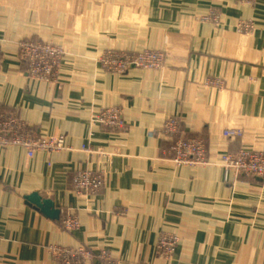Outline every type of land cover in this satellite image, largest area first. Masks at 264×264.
I'll use <instances>...</instances> for the list:
<instances>
[{"label":"crops","instance_id":"obj_1","mask_svg":"<svg viewBox=\"0 0 264 264\" xmlns=\"http://www.w3.org/2000/svg\"><path fill=\"white\" fill-rule=\"evenodd\" d=\"M22 38L62 46L55 80L20 73ZM144 48L163 51L164 67L118 74L94 63L107 49ZM0 55V114L90 149L0 147V264H57L51 245L107 250L117 264H264V183L216 163L238 146L264 151V0H0ZM112 106L122 131L93 123ZM169 117L203 138L213 163H170L159 132ZM228 127L242 136L226 139ZM82 169L104 171L97 193L73 190ZM32 193L59 218L28 203ZM67 214L78 229L62 226ZM163 233L180 237L173 259L157 254Z\"/></svg>","mask_w":264,"mask_h":264},{"label":"built area","instance_id":"obj_2","mask_svg":"<svg viewBox=\"0 0 264 264\" xmlns=\"http://www.w3.org/2000/svg\"><path fill=\"white\" fill-rule=\"evenodd\" d=\"M246 3H252L253 0H244ZM246 25L247 23H242ZM18 51L21 60L31 71L33 78L46 80V73L52 70L54 60L61 52V49L43 44L38 40H26L18 42ZM105 65H100L108 71L124 73L131 68L143 67V63H148L153 68L163 66V53L156 49H144V51H127L108 49L101 55ZM99 56V59L100 57ZM55 57V58H54ZM1 60V56H0ZM26 71V69H25ZM49 71V72H48ZM25 74V73H24ZM26 75V74H25ZM96 123L106 132L122 131L124 129L123 110L119 106L107 107L100 111L96 118ZM159 132L164 139L169 141V150L173 154L171 164L177 166H204L209 164L206 156L205 143L199 135H188L181 128L179 119L169 117L165 120ZM150 130L149 134L153 135ZM241 132L232 128L224 130V136L235 138ZM17 146L26 151L28 157H32L37 151L53 152H90V149L83 145L74 148L65 142L63 135H50L47 137L36 135L33 128L20 121L16 115L0 114V147ZM236 156L225 153L223 155L222 167L226 172L245 173L251 177H258L264 183V153L248 152L241 149H234ZM102 171H92L82 169L77 171L73 178V190L80 193H96L103 186L101 177ZM65 229L75 230L79 227V220L72 214H67L61 221ZM170 240L162 238L160 245H166ZM164 250V247H160ZM50 256L57 261V264H97L102 261L107 264H117V261L111 255L104 251H93L84 245L77 246H58L48 247ZM115 260V261H114Z\"/></svg>","mask_w":264,"mask_h":264},{"label":"rangeland","instance_id":"obj_3","mask_svg":"<svg viewBox=\"0 0 264 264\" xmlns=\"http://www.w3.org/2000/svg\"><path fill=\"white\" fill-rule=\"evenodd\" d=\"M240 2H242V3H246L244 0H240ZM247 4V3H246ZM216 16H217V13H213V15H212V20L213 21H215L216 20ZM242 23H247L246 25H243ZM238 29L240 30V31H249L250 29H251V23L249 22V21H242V22H240V25L238 26ZM26 40H30V38H22V39H20V41L19 42H21V41H26ZM38 40V39H37ZM38 42H42L43 44H47V45H51L52 47H54V48H57V49H61V52H59V56L57 57V58H55V60H54V65H53V67H52V70L49 72V73H46V80H41V81H45V82H50V81H53V80H55L56 78H57V75H58V72H59V69H60V60H61V58H62V56H63V54H64V50H63V48H62V46L60 45V44H58V43H55L54 41H52V40H38ZM145 49V48H144ZM144 49H142L143 51H144ZM147 49V48H146ZM108 50V49H107ZM111 50H118V49H111ZM142 50H140V51H142ZM156 50H159V49H156ZM104 51H106V50H104ZM103 51V52H104ZM127 51H132V50H127ZM159 51H161V50H159ZM103 52L102 53H100V55L99 56H101V55H103ZM136 52H139V51H136ZM162 53H163V66L161 67V68H163L164 67V65H165V63H166V58H165V54H164V52L163 51H161ZM1 56V55H0ZM99 56H97L95 59H94V63H95V65L96 66H98V67H100L103 71H106V72H111V73H118V74H122V73H119V72H114V71H108L107 69H104L102 66H100L101 64L102 65H105V63H104V61H103V57L101 56L100 57V59H99ZM18 57H19V59L21 60V58H20V55H19V51H18ZM1 63H2V58H1V60H0V68H1ZM143 67H136L137 69H161V68H153V66H151L150 64H148V63H143V65H142ZM25 69H26V71H25ZM131 69H133V68H131ZM131 69H129V70H131ZM129 70H127V71H129ZM126 71V72H127ZM21 74H26V76L27 77H30V78H32V79H37V77L36 78H33L34 76L31 74V71L29 70V68L28 67H22L21 68V72H20ZM125 73V72H124ZM38 79H40V78H38ZM206 84H211V85H220L221 84V81L219 80V79H207L206 81ZM113 107V106H112ZM105 108H107V107H105ZM105 108H102L100 111H102L103 109H105ZM100 111H99V113H100ZM98 113V114H99ZM98 114H97V116H98ZM97 116H96V118H97ZM18 118V117H17ZM96 118L94 119V121H93V123H96ZM175 118H177V119H179L178 117H175ZM21 121V120H20ZM179 121H180V125L182 124L181 123V120L179 119ZM97 125V124H96ZM100 127V126H99ZM228 128H230V127H228ZM226 128H224L223 130H222V135L224 136V130H225ZM232 129H235V130H239L240 132H241V134L239 135V136H237V137H235V138H232V139H230V138H227V137H225L226 139H228V140H235V139H237V138H240L241 136H242V131L240 130V129H238V128H232ZM186 133V132H185ZM187 134V133H186ZM188 135H197V134H188ZM200 136V135H199ZM168 141V140H167ZM205 143V142H204ZM238 149H241V150H245V151H248V152H263L264 153V151H257V150H251V149H247V148H244L243 146H238L237 147ZM205 149H206V147H205ZM236 149V148H235ZM233 151H235L234 149L233 150H228V151H226V152H224V153H222V154H220L219 155V157H218V159H217V164H218V166L219 167H224L223 166V161H222V158H223V155L225 154V153H228V154H231V155H233V156H236V152H233ZM169 153H170V155L168 156V160L170 161V163H171V160H172V158H173V154L171 153V151L169 150ZM206 156H207V158H208V160H209V164H211V163H213L212 161H211V158H209V155H208V153H207V149H206ZM172 165H174V166H177L176 164H172ZM186 167H189V166H186ZM223 169V168H222ZM92 171H102V173H101V177H102V181H103V184H104V171L103 170H101V169H95V170H92ZM223 171L225 172V173H227L224 169H223ZM233 174V177L234 178H237L238 176H246L247 177V175L245 174V173H241V174H238V173H236V172H234V173H232ZM254 178V177H251V176H248V178ZM257 179H259V180H261L260 178H258V177H256ZM262 183H263V181H262ZM102 184V185H103ZM97 193V192H96ZM78 229V228H77ZM66 231H73V230H69V229H65ZM162 238H165V239H168V240H170V243H166V245H160V241H161V239ZM179 242H180V237H179V235L178 234H176V233H163L162 235H160V237H159V241H158V244H157V254L160 256V257H162V258H165V259H173L174 258V256L176 255V251H177V248H178V245H179ZM159 245H160V247H164V249H165V251L164 250H161L160 248H159ZM104 251H106V252H108L110 255H111V257H113V255L109 252V251H107V250H104ZM113 259H114V257H113ZM115 261V260H114Z\"/></svg>","mask_w":264,"mask_h":264},{"label":"water","instance_id":"obj_4","mask_svg":"<svg viewBox=\"0 0 264 264\" xmlns=\"http://www.w3.org/2000/svg\"><path fill=\"white\" fill-rule=\"evenodd\" d=\"M25 199L28 203L34 205L35 208L39 209L44 215L51 219H58L60 211L55 208L54 203L49 199H43L38 193H32L27 195Z\"/></svg>","mask_w":264,"mask_h":264},{"label":"trees","instance_id":"obj_5","mask_svg":"<svg viewBox=\"0 0 264 264\" xmlns=\"http://www.w3.org/2000/svg\"><path fill=\"white\" fill-rule=\"evenodd\" d=\"M22 61V60H21ZM23 62V61H22ZM168 143H169V141H168Z\"/></svg>","mask_w":264,"mask_h":264}]
</instances>
